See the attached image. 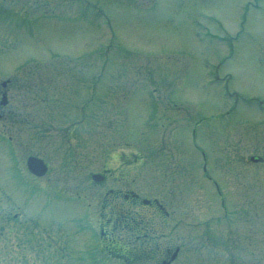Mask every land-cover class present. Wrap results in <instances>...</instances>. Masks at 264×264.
I'll return each mask as SVG.
<instances>
[{
	"label": "rangeland",
	"instance_id": "1",
	"mask_svg": "<svg viewBox=\"0 0 264 264\" xmlns=\"http://www.w3.org/2000/svg\"><path fill=\"white\" fill-rule=\"evenodd\" d=\"M0 88V236L30 264H127L101 229L127 188L167 201L170 264H264V0H0Z\"/></svg>",
	"mask_w": 264,
	"mask_h": 264
},
{
	"label": "flooded vegetation",
	"instance_id": "2",
	"mask_svg": "<svg viewBox=\"0 0 264 264\" xmlns=\"http://www.w3.org/2000/svg\"><path fill=\"white\" fill-rule=\"evenodd\" d=\"M133 160H136L135 156ZM128 166L129 164L127 161V167ZM127 184L128 182L122 185ZM136 194L137 196L132 194L130 189L127 188V193L122 192L124 200L118 199L119 206L117 207L111 204L108 207L107 211L111 213V216L107 222L104 221L102 223V233L106 234L105 237L110 241V244L116 242L124 244L122 247H115L114 250H116V248L124 249L126 247L127 264H141L143 261H145L144 264H148L147 262H151L152 264H160V262L163 264H170L171 256L178 252V247L180 246H174V243L171 242L173 239L172 237L176 236L177 231H175L174 226L170 225V222L167 224L163 217L171 215L170 209H168L166 203L167 201L154 195L142 199L138 193ZM168 204H170V206L177 205L176 203ZM172 210L174 211L175 209L173 208L171 211ZM118 211L123 212L117 215ZM157 218L159 223H154V220ZM121 220L127 222L120 225ZM180 220V218L176 219V223ZM133 223L136 225H133ZM119 227L123 229L122 233L126 234L123 238H121V236L116 240L115 232ZM156 229L162 232H158ZM139 246H143L145 249L142 250L146 251L140 252L138 249ZM134 251L138 252L134 253ZM179 253L180 252H178L177 256Z\"/></svg>",
	"mask_w": 264,
	"mask_h": 264
},
{
	"label": "trees",
	"instance_id": "3",
	"mask_svg": "<svg viewBox=\"0 0 264 264\" xmlns=\"http://www.w3.org/2000/svg\"><path fill=\"white\" fill-rule=\"evenodd\" d=\"M1 240H4L2 244ZM28 243L31 242L26 236L14 235L13 239L4 235L0 236V264H13L14 261L19 264H30L28 252L18 253L19 250L21 251L19 248L27 247Z\"/></svg>",
	"mask_w": 264,
	"mask_h": 264
},
{
	"label": "bare ground",
	"instance_id": "4",
	"mask_svg": "<svg viewBox=\"0 0 264 264\" xmlns=\"http://www.w3.org/2000/svg\"><path fill=\"white\" fill-rule=\"evenodd\" d=\"M218 77V76H217Z\"/></svg>",
	"mask_w": 264,
	"mask_h": 264
},
{
	"label": "water",
	"instance_id": "5",
	"mask_svg": "<svg viewBox=\"0 0 264 264\" xmlns=\"http://www.w3.org/2000/svg\"><path fill=\"white\" fill-rule=\"evenodd\" d=\"M31 160V159H30Z\"/></svg>",
	"mask_w": 264,
	"mask_h": 264
}]
</instances>
